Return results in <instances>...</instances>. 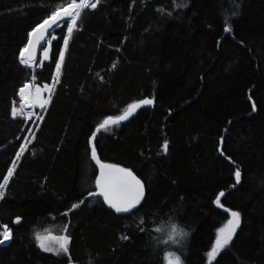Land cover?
Here are the masks:
<instances>
[{
    "label": "trees",
    "instance_id": "1",
    "mask_svg": "<svg viewBox=\"0 0 264 264\" xmlns=\"http://www.w3.org/2000/svg\"><path fill=\"white\" fill-rule=\"evenodd\" d=\"M71 2L0 0V183L14 167L0 197V233H11L0 264H164L165 251L206 264L229 209L240 224L211 264H264V0H235L234 16L232 0H100L81 11L59 73L66 25L33 67L21 64L27 34ZM24 83L51 95L34 105L38 118L11 115ZM145 98L154 103L92 141L101 161L144 184L142 207L117 214L87 196L99 174L89 141ZM173 219L190 233L181 249L159 242ZM46 233L70 236L68 253L44 251L36 235Z\"/></svg>",
    "mask_w": 264,
    "mask_h": 264
},
{
    "label": "snow or ice",
    "instance_id": "2",
    "mask_svg": "<svg viewBox=\"0 0 264 264\" xmlns=\"http://www.w3.org/2000/svg\"><path fill=\"white\" fill-rule=\"evenodd\" d=\"M100 3V0H72L71 3L67 5V7L61 11L59 8L51 11L50 15L42 20V22L38 23L32 30L27 34L28 41L25 46L20 49L19 60L20 63L26 66L31 67L34 57V50L36 45L39 44L40 40L44 39V34L52 33L56 30V28L61 25H66L67 34L63 35V44L64 48L59 50V58L55 60V68L56 72L59 73L61 69L62 62L65 56V49L68 46L69 38L72 35L74 29H76V20L80 16L81 11L84 9H95L97 5ZM233 7L236 11H233L232 15H236L239 9V4L235 3V0H232ZM175 7H186V4L181 3L174 5ZM170 15V13H169ZM228 17L225 16V25L224 31L230 32L231 26L227 23ZM78 30V29H77ZM53 39H56L53 36ZM51 41H46V43H50ZM48 48H44V59H48ZM115 64L112 65L115 68ZM35 77H33V80ZM53 80L58 82V77L53 76ZM45 89L49 90L51 93V89L48 85L44 86ZM41 89L39 87L35 88V92L33 93L28 83H24L23 87L19 89L20 99L28 104L32 105H40L41 107L46 106L51 99V95H49V100H43L40 97ZM154 103L153 99L145 98L137 103L129 104L124 114L118 117L108 116L103 122L97 124L95 126V130L91 133L90 144L95 140L97 133L100 132L101 129H107L110 124H118L121 121L127 120L129 116L133 114V112L141 107L142 105H152ZM253 110H255V105L253 104ZM11 115L13 117L16 116H24L25 118L30 117V113H26L22 108L18 111L15 107L11 109ZM27 131H31V129H27ZM24 139H28L25 137ZM168 142L165 140L163 148L167 150ZM25 148L24 144L20 145L21 151L16 153L17 157L22 155V152ZM91 160L95 162V165L99 167V174L95 176V188L96 191H88L87 196L90 198L102 197L103 202L109 206L110 209H113L117 214H130L134 210H138L139 207H142V202H146L145 196V187L143 182L128 168L121 167L116 164L105 163L100 160L97 155L96 147L94 144L91 146ZM15 165V161L13 162ZM14 171V167H10L8 169V174L3 177V183H0V197L4 195V188L12 176ZM235 180L237 183L240 182V169L237 167L234 173ZM225 193L221 192L216 198L215 203L219 205L220 197L224 196ZM84 201L81 200L80 204H83ZM79 205L72 204L71 209H76ZM222 207V205H221ZM230 214V219L226 222L224 226L216 230V239L212 245L210 251H208L205 255L209 261V264L215 259L216 255L224 249L229 243L232 241L233 236L236 232V229L240 224V213L238 211L227 210ZM64 215H67L65 213ZM19 217H17V221H19ZM139 231L143 232L146 229L143 226L138 228ZM64 231H67V225H65ZM159 231V229H157ZM3 236V239H0V244H2L5 240L10 239V232L5 229L3 233H0ZM175 235V230L173 228V233L169 236V239ZM36 239L39 242V246L47 252H54L57 255L61 253H68V244L71 241L70 236H62L59 238H47V243H45V238L36 235ZM127 239V237H124ZM164 243H167L165 241ZM172 243H176L174 239H172ZM162 259L165 264H183L179 255L175 253L165 251L163 253Z\"/></svg>",
    "mask_w": 264,
    "mask_h": 264
},
{
    "label": "clouds",
    "instance_id": "3",
    "mask_svg": "<svg viewBox=\"0 0 264 264\" xmlns=\"http://www.w3.org/2000/svg\"><path fill=\"white\" fill-rule=\"evenodd\" d=\"M173 228L175 230V235L172 237V239H174L177 244L186 240L190 235L188 229L183 224H181L178 220L173 219L169 223L167 232L164 233L162 239L159 242L162 243L164 240H167V242L171 243L172 239H169V236L173 233Z\"/></svg>",
    "mask_w": 264,
    "mask_h": 264
},
{
    "label": "rangeland",
    "instance_id": "4",
    "mask_svg": "<svg viewBox=\"0 0 264 264\" xmlns=\"http://www.w3.org/2000/svg\"><path fill=\"white\" fill-rule=\"evenodd\" d=\"M33 66H34V65H33ZM33 66H31V67H33ZM29 86H30V88H31V85H29ZM31 89H32V88H31ZM21 105L23 106V110H24L26 113H30V114H31L30 116H34L35 118H38L39 114L36 112L34 105L32 106V109H31V110H26V109H25V107H24V105H23V103H22V100H21ZM229 219H230V218H229ZM229 219H228V220H229ZM225 224H226V223H225ZM225 224H224V225H225ZM224 225H223V226H224ZM167 230H168V229H167ZM167 230H166L165 232H167ZM165 232L162 233V237H163V235H164ZM39 236L45 238V243H47V238H49V237H51V238H59V237L65 236V235H55V234H52V233H46V234H39ZM38 243H39V242H38ZM187 244H188V243H187V240H184V241H182V242L179 243V244H177V243H173V245H175L177 248H180V249L183 248V247H185ZM225 248H226V247H225ZM225 248H224V249H225ZM224 249H222V250L216 255L215 259H214L211 263H213V262L217 259V257L220 255V253H221L222 251H224ZM168 252H171V251H168ZM172 253H175L176 255H179L180 258H181V260H182V262H183V264H184L183 257H182L179 253H176V252H172ZM55 254H56V253H55ZM61 254H62V253H61ZM164 264H165V262H164ZM206 264H209L208 259H207Z\"/></svg>",
    "mask_w": 264,
    "mask_h": 264
},
{
    "label": "water",
    "instance_id": "5",
    "mask_svg": "<svg viewBox=\"0 0 264 264\" xmlns=\"http://www.w3.org/2000/svg\"><path fill=\"white\" fill-rule=\"evenodd\" d=\"M65 8H66V7H65ZM65 8H62V9H60V10L63 11ZM48 36H49V33L46 32V33L44 34V39L40 40L39 44L36 45V48H35V50H34V57H35V60L33 61V64H35V62H36V60H37V57H38L39 50H40L42 44L44 43V41L48 38ZM139 108H140V107H139ZM137 109H138V108H137ZM19 221H20V219H19ZM19 221H17V219H16V222H19Z\"/></svg>",
    "mask_w": 264,
    "mask_h": 264
},
{
    "label": "bare ground",
    "instance_id": "6",
    "mask_svg": "<svg viewBox=\"0 0 264 264\" xmlns=\"http://www.w3.org/2000/svg\"><path fill=\"white\" fill-rule=\"evenodd\" d=\"M78 19V18H77ZM77 21V20H76ZM34 64L32 63V65L31 66H33ZM29 84V83H28ZM30 85V84H29ZM22 103H23V105H24V107H25V109L26 110H31L32 109V104H28V103H26V102H24V101H22ZM5 229H7L9 232H10V229H9V227H5ZM11 234V233H10ZM10 241V239H8V240H5L2 244H6V243H8Z\"/></svg>",
    "mask_w": 264,
    "mask_h": 264
}]
</instances>
